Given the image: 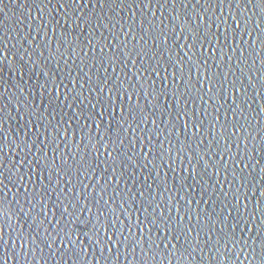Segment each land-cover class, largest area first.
I'll list each match as a JSON object with an SVG mask.
<instances>
[{
	"label": "snow or ice",
	"instance_id": "6c2138e0",
	"mask_svg": "<svg viewBox=\"0 0 264 264\" xmlns=\"http://www.w3.org/2000/svg\"><path fill=\"white\" fill-rule=\"evenodd\" d=\"M11 5L0 264H264V0Z\"/></svg>",
	"mask_w": 264,
	"mask_h": 264
},
{
	"label": "water",
	"instance_id": "95a60500",
	"mask_svg": "<svg viewBox=\"0 0 264 264\" xmlns=\"http://www.w3.org/2000/svg\"><path fill=\"white\" fill-rule=\"evenodd\" d=\"M5 4L10 5L11 10L8 8L5 10L8 11V19L5 21L6 26H15V20L20 15L19 9L16 6L11 5V0H5ZM15 13V15H14Z\"/></svg>",
	"mask_w": 264,
	"mask_h": 264
},
{
	"label": "clouds",
	"instance_id": "9594fccd",
	"mask_svg": "<svg viewBox=\"0 0 264 264\" xmlns=\"http://www.w3.org/2000/svg\"><path fill=\"white\" fill-rule=\"evenodd\" d=\"M5 211H7V209H5Z\"/></svg>",
	"mask_w": 264,
	"mask_h": 264
}]
</instances>
